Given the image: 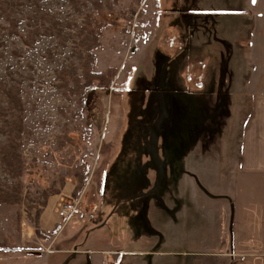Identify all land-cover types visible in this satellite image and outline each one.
<instances>
[{"label": "rangeland", "instance_id": "374dc122", "mask_svg": "<svg viewBox=\"0 0 264 264\" xmlns=\"http://www.w3.org/2000/svg\"><path fill=\"white\" fill-rule=\"evenodd\" d=\"M132 5L0 0V107L6 87L23 104L21 119L0 120V186L20 192L0 204V264H176L169 252L211 243L230 254L235 200L262 194L264 175L234 171L253 96L264 92L251 60L264 52V3ZM94 36L93 68L117 73L108 92L86 95ZM18 126L24 173L14 179L1 147ZM73 199L65 223L58 213Z\"/></svg>", "mask_w": 264, "mask_h": 264}, {"label": "crops", "instance_id": "0c3cea01", "mask_svg": "<svg viewBox=\"0 0 264 264\" xmlns=\"http://www.w3.org/2000/svg\"><path fill=\"white\" fill-rule=\"evenodd\" d=\"M261 1L264 3V0ZM251 60L257 61L255 63L256 68L253 67L255 69L252 73L256 76L255 83L258 84L260 79L264 78V52L252 53ZM258 61L262 63L261 68ZM174 86L175 88H171L173 91L170 92L175 93L172 104H175V100H179L177 92H181L176 84ZM253 98L250 116L247 117L244 123L246 138L244 143L242 142L239 151L240 158L237 162L238 166L235 167V177L238 173L253 176L255 174L264 175V134L261 136L259 133L260 131L264 133V92H257ZM261 110L262 114L259 115ZM256 132L259 133L257 136H255ZM241 135L243 139L244 136ZM180 153L181 151L175 150L172 151L171 155ZM186 162L189 170V166L194 165V159L188 157ZM190 184L191 182L187 181L186 186L189 187ZM260 193L262 194L258 192L256 196L249 198V203L245 205L243 201L239 202L238 198L235 200L233 223L231 218L229 221V234L234 236V244L230 245L229 249L231 250L229 251L230 254H222L226 248L219 249L216 247L218 244L213 245L211 243L205 249L192 248L185 252H169L175 256L176 264H264V183ZM186 202H191L189 197ZM192 219L193 221L196 219L195 225L204 224V220L199 222V217H192ZM177 226L179 227V224ZM226 226L227 224L224 222L223 228L225 230ZM60 235L61 233L57 236V241ZM113 253L118 255L116 250H113ZM142 254H145V252Z\"/></svg>", "mask_w": 264, "mask_h": 264}, {"label": "trees", "instance_id": "16d2710c", "mask_svg": "<svg viewBox=\"0 0 264 264\" xmlns=\"http://www.w3.org/2000/svg\"><path fill=\"white\" fill-rule=\"evenodd\" d=\"M142 0H132L131 9L133 12L137 10L135 7V3L140 4ZM93 41L86 48V58L84 61V77L85 81L82 84L84 93L87 95L89 92L93 90L96 91H104L108 92L112 85V81L116 76L117 68L111 67L106 71H97L93 68V64L95 63V52L94 50L97 48V37H93ZM112 88V87H111ZM4 97H7L6 105H2L0 107V120L4 119L7 122V114L10 111H13L11 115L14 116L17 114L22 118L23 112V104L20 96L16 93V91L11 87H6L4 91ZM12 124H15L14 119L12 120ZM11 134L12 138L8 139L2 143L1 147V160L6 169V171L14 178L19 179L24 173V165L23 159L20 152V144H17L18 139L20 138V134L22 131V127L18 126V128L14 129ZM4 132V131H2ZM82 175L80 176V180L82 179ZM81 191V187L76 188L74 194L78 196ZM20 200V192L18 189L11 191L9 188H3L0 186V204H16Z\"/></svg>", "mask_w": 264, "mask_h": 264}, {"label": "built area", "instance_id": "2783aa9c", "mask_svg": "<svg viewBox=\"0 0 264 264\" xmlns=\"http://www.w3.org/2000/svg\"><path fill=\"white\" fill-rule=\"evenodd\" d=\"M78 201L72 200L62 204L61 210L58 213V217L60 220L65 223L69 221V219L73 216V214L77 211Z\"/></svg>", "mask_w": 264, "mask_h": 264}]
</instances>
